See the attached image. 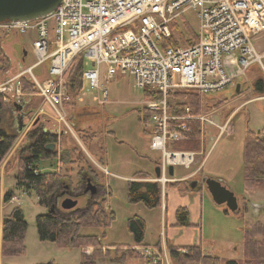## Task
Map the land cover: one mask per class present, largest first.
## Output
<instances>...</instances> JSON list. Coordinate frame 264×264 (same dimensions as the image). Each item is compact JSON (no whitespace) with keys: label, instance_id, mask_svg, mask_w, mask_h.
Returning <instances> with one entry per match:
<instances>
[{"label":"rangeland","instance_id":"rangeland-1","mask_svg":"<svg viewBox=\"0 0 264 264\" xmlns=\"http://www.w3.org/2000/svg\"><path fill=\"white\" fill-rule=\"evenodd\" d=\"M186 18L191 28L197 31L198 23L195 13L192 11L186 13ZM179 30L187 35L183 28ZM32 37V33H4L0 29V92L7 96L4 100L6 105L1 113V119L3 125L11 124L12 133L17 136L12 148L0 164V222L4 215L9 214L13 208L19 207L27 223L25 253L18 256H2L0 253V264H46L49 262L79 264L82 254L87 252V255H90L94 251L92 247L62 248L56 243L41 242L38 239L35 224L37 215L52 212L51 209L59 211L60 216H71L76 211L63 213L66 211L62 210L59 204L64 196L55 197V200L51 202L53 207L45 208L38 204L33 190L27 191L17 185L15 174L20 167L18 153L30 143L28 133L35 129L47 130L58 137L56 147L62 160L52 159V166L49 162H45L41 164L40 169L59 172L62 176L69 175L71 179H64L60 188L67 185L73 189L78 183L79 178L76 174L80 169L86 170L90 166L97 173L95 183L100 189L98 196L105 199L104 209H108L114 215L106 228L85 226L80 230L81 235L100 237L102 245L106 246L102 248L103 251L110 250L107 255L103 254L97 259V264H108L109 258L117 260L120 256L123 257L121 261L125 264H149L144 260L145 258H134L124 253L134 243L127 230V220L133 216H139L144 220L143 243L145 246L155 248L154 245L161 242V232L164 235V220L160 214V206L147 208L142 202H129L127 197L128 182L135 181L137 177L154 176V168L161 156L160 152L149 148L151 135L150 127L144 119L145 99L142 90L135 86L134 79L129 74L117 73L107 79L106 66L102 64L99 68L100 85L108 91L106 103L99 105L94 101L96 90L89 85L88 80L83 79L80 100H77L74 105H65L63 108L71 128V132L64 131V128L57 125L54 120L55 112L46 103L44 104L36 93L24 92L19 80L13 84L4 85L5 80L19 74L34 62L31 51ZM250 38L256 50L264 53V36L259 34L252 35ZM47 68L48 62L33 70L38 80H41ZM91 68V63L87 61L84 70L88 71ZM259 74L257 67L253 66L243 78L238 79L236 85H240L239 93H234V86L228 85L203 95L201 113L208 115L218 125L223 122L224 117L226 120L228 115L238 108L231 116L229 130L218 139L207 155L216 138L217 129L206 124L203 134L205 149L198 152L200 154L195 156V162L190 168L174 165L173 177L187 176L200 166L199 171L197 170L187 180L174 183L178 184L177 186L168 184L161 190L162 199L167 193L168 210L165 231L168 239L173 232V228L169 225L171 206L178 202L189 203L192 218L196 221L195 225L179 227L183 231L182 234L176 235L175 243L198 245L201 250L215 254L222 263L225 260H241L244 227L257 221L264 223V183L247 190L243 182V144L246 132L249 130L258 132L264 128V98H256L257 94L252 89L253 80H256ZM11 85L12 92L15 85L19 87L21 93L19 100H16V97V99L12 98L13 94L11 96L6 91ZM14 103L23 106L21 113L23 117L19 122L20 114L17 115L18 111L15 112L13 109ZM40 109L47 115H38L37 112ZM72 148L76 150L73 151ZM168 149H170L169 146ZM203 157H205L204 161ZM92 159L96 162L95 164ZM73 160L75 163L70 164ZM204 178H213L222 182L234 194L237 199L235 212L228 211L225 205L219 206L213 202L202 183ZM191 182L196 183L194 189L189 187ZM173 190H177L179 195L174 196ZM78 192H74L77 193L76 210L85 206L89 207L90 204H85V196ZM6 193L13 194L9 201L3 199ZM79 213L81 211L77 212ZM175 228L178 229L177 226ZM114 245L115 247H112ZM136 252L142 256L139 251ZM162 256L161 264H165L166 258L171 264L166 251L162 252Z\"/></svg>","mask_w":264,"mask_h":264},{"label":"built area","instance_id":"built-area-1","mask_svg":"<svg viewBox=\"0 0 264 264\" xmlns=\"http://www.w3.org/2000/svg\"><path fill=\"white\" fill-rule=\"evenodd\" d=\"M190 11L195 13L198 23L194 38L188 34L182 36L179 30L184 28L185 21L188 23L186 13ZM0 29L4 33L33 35L34 62L5 80L4 85L27 76L42 102L55 112L57 125L64 130L71 128L63 108L72 101L65 88V74L79 55L92 65L84 71L83 78L96 90L94 101L99 105H104L108 97L107 89L100 85L102 64L106 66L107 79L117 73L129 74L137 88L156 93L158 98L145 99L143 108L147 114L145 122L150 127L149 148L161 153L156 164L160 175L134 180L155 182L161 189L173 181L168 175L170 165L190 168L195 156L200 154L171 149L173 142L188 138V122H199L201 144L206 124L217 129L208 155L218 139L228 132L231 121L228 118L217 125L208 115L193 114L191 107L175 111L179 103L171 94L193 90L205 95L228 85L235 88L237 80L253 66L264 79V53L256 50L250 38L264 36V0H61L47 17L3 24ZM170 40L179 45L167 44ZM183 40L190 43L184 45ZM46 62L48 68L38 80L33 70ZM20 95L15 85L12 98L19 100ZM3 96L6 100L7 96ZM37 114L47 115L42 109ZM132 249L144 258H153L154 263H163V245L161 253L147 246ZM165 264H169L167 258Z\"/></svg>","mask_w":264,"mask_h":264},{"label":"trees","instance_id":"trees-1","mask_svg":"<svg viewBox=\"0 0 264 264\" xmlns=\"http://www.w3.org/2000/svg\"><path fill=\"white\" fill-rule=\"evenodd\" d=\"M177 26V25H176ZM178 27V26H177ZM181 29V28H180ZM184 32L194 38V30L185 21ZM180 34L183 36L184 33ZM190 40H183V44L187 45ZM167 44L178 46L179 44L173 40ZM7 60H5L6 62ZM86 59L83 55L76 57L68 71L65 74V88L71 96L72 101L65 104L66 106L74 105L80 96L83 87V73L86 66ZM257 78V77H256ZM19 83L23 86L24 92L36 93V89L30 84L27 76L19 77ZM253 91L257 96H264V79L262 76L253 80ZM144 99L158 98V95L149 92L147 89L142 91ZM235 95V94H234ZM203 95L193 90H177L171 94V98L175 99L179 104L175 109L183 107H191L193 114L198 115L202 112ZM4 96L0 92V164L4 157L12 148L16 135L12 133L11 124H2L1 113L5 108ZM146 113L144 119H146ZM190 132L185 141L173 142L171 149L178 151L198 152L201 147L200 124L197 121L188 122ZM30 143L18 153V162L20 167L15 174L17 185L27 191L33 190L37 197L38 204L45 208H52L51 202L55 200L59 192L60 184L64 179L70 178L62 176L59 172L40 169L41 164L51 162L52 159L59 157V150L56 147L58 137L55 134L44 132L41 129L31 130L28 133ZM55 144L53 151L45 149L47 145ZM73 151H75V148ZM244 153V175L243 182L247 190L259 187L264 183V130L259 132H246L243 144ZM75 160L70 161V164ZM52 166V164H50ZM87 174L94 180L97 178L95 170L89 166L86 170L80 169L77 177L80 179L82 175ZM67 175V174H66ZM67 181V180H66ZM69 181V180H68ZM72 192H78L82 183L77 181ZM179 183V182H178ZM62 185V184H61ZM71 187V186H70ZM80 193V192H78ZM12 193H6L3 197L4 201L12 198ZM127 197L129 202H142L147 208H155L161 205V186L155 182H136L129 181L127 185ZM105 199L98 197L93 200L87 209L79 214L73 212V215L60 216L59 211L51 209L52 212L40 214L36 216V232L39 241L56 243L62 248H85L92 247V254H82L79 264H97V259L102 255H107L110 250L103 251L101 239L95 235H81L80 230L85 226H96L106 228L113 220L114 215L108 209L103 207ZM75 211V210H74ZM66 211L63 213H69ZM61 213V212H60ZM71 213V212H70ZM64 215V214H61ZM1 243L0 253L2 256H18L25 253V234L27 223L24 214L19 207L13 208L9 214L4 215L1 219ZM175 226L184 228L191 226L189 222V211L186 207H178L175 211ZM127 230L132 236L133 245L138 247H146L143 243L145 233V223L139 216H133L127 220ZM167 255L171 264H221V259L213 255L203 254L200 246L192 245L184 248L172 247L164 243ZM115 247V246H112ZM127 247V246H126ZM243 256L241 260H225L222 264H264V223L259 221L251 223L244 227L243 231ZM155 248L161 253L162 243L159 242ZM118 251V250H114ZM123 251V250H122ZM125 255L134 258H144L138 253L128 248L124 251ZM122 256L117 260L108 259V264H125ZM149 264H161L159 261L154 263L153 258L144 259ZM46 264H55L49 262Z\"/></svg>","mask_w":264,"mask_h":264},{"label":"water","instance_id":"water-1","mask_svg":"<svg viewBox=\"0 0 264 264\" xmlns=\"http://www.w3.org/2000/svg\"><path fill=\"white\" fill-rule=\"evenodd\" d=\"M60 1L61 0H0V25L16 22H30L47 17L55 11ZM239 87L240 85L237 84L235 88L236 93H239ZM18 130L20 131L21 128H18ZM45 149L53 151L55 149V144L47 145ZM173 174V166L170 165L168 167V175L172 177ZM154 175L156 177L160 175L158 166L154 168ZM202 183L205 185L216 205H225L230 212H235L237 210L236 197L222 182L213 178H204L202 179ZM195 186V182H191L189 185L191 189H194ZM88 190L90 191L89 197L91 198L96 194L97 187L89 181L83 193H87ZM59 205L64 211H74L77 209V199H73L70 195H65V197L61 199Z\"/></svg>","mask_w":264,"mask_h":264},{"label":"crops","instance_id":"crops-1","mask_svg":"<svg viewBox=\"0 0 264 264\" xmlns=\"http://www.w3.org/2000/svg\"><path fill=\"white\" fill-rule=\"evenodd\" d=\"M11 89H13V87H12V85L10 86V88L8 87L7 89H6V91L12 96V94H13V92L11 91ZM11 92V93H10ZM23 100H24V98H23ZM249 101V100H248ZM246 102V101H245ZM243 104V103H242ZM242 104H240V106L242 105ZM240 106H238V107H240ZM13 109L15 110V112H16V110L18 111V112H16L17 113V115L18 114H20V116H19V118H18V122H19V120H21V118L23 117V115L21 114L22 113V110H23V106L22 105H20V104H18V103H14L13 104ZM238 108H236L234 111H232L229 115H228V118H232L231 116H233V114L235 113V111L237 110ZM232 114V115H231ZM227 118V119H228ZM213 120V119H212ZM214 121V120H213ZM225 121V117H224V120H223V122ZM222 122V123H223ZM222 123H220V124H222ZM215 124H217L218 125V123H216V121H215ZM20 128V127H19ZM262 130H264V128H262ZM44 132L45 131H47V130H43ZM259 131H261V130H258V132ZM71 132V131H70ZM205 147H206V144L204 143L203 144V146H202V148L201 149H205ZM67 149V148H66ZM198 152H200V151H198ZM197 152V153H198ZM92 162L95 164L96 162L92 159ZM50 164H52V162H49ZM53 165V164H52ZM59 165V164H58ZM193 173H195V172H192V173H190V174H188L187 176H183V177H176V178H173L172 180V183H169V184H171V185H173V186H177L178 184H174V183H180L181 181H183V180H187L186 178L189 176V175H192ZM144 177H146V178H150V177H152V176H144ZM128 180V179H127ZM168 185V184H167ZM173 195L174 196H176V195H179V192L176 190H173ZM178 207H186V208H188L189 209V222H190V224H191V226H193V224L195 225V219H193L192 218V211H191V204H189V203H183V202H181V203H175V204H173L172 206H171V209H170V222H169V225L173 228V232L170 234V238L168 239V237H167V232L165 231V226H166V219H167V210H168V205H167V193H165V196H164V198L162 199V197H161V205H160V214H161V216H162V219L164 220V235L162 234V232H161V243L163 244V246H164V242H167L169 245H171L172 247H177V248H184V247H187V246H192V245H195V244H188V245H177L176 243H175V239L177 240V237H176V235H179V234H182V231H183V229H179V227H178V229L177 228H175V211H176V209L178 208ZM195 210V209H194ZM173 242V243H170V242ZM159 243V242H158ZM157 243V244H158ZM145 245V244H144ZM107 246H109V245H107ZM115 246V245H114ZM126 246V245H125ZM155 246V245H154ZM104 247H106V246H104ZM135 247H138V246H134V245H130L128 248H130V249H132V248H135ZM147 247H149V246H147ZM202 252H203V254H205V255H213V256H216L215 254H211V253H208V252H206L205 250H202ZM85 254H88L87 252L85 253ZM102 264H105V263H102Z\"/></svg>","mask_w":264,"mask_h":264},{"label":"flooded vegetation","instance_id":"flooded-vegetation-1","mask_svg":"<svg viewBox=\"0 0 264 264\" xmlns=\"http://www.w3.org/2000/svg\"><path fill=\"white\" fill-rule=\"evenodd\" d=\"M89 181L93 185H95L97 187L96 194L93 197H91V198L89 197V192H90L89 190H88L87 193H85V194L83 193L84 190L87 188ZM79 182L82 183V186H81V189H80V194L85 196V198H86L85 204L86 205L87 204H91V202L93 200H95L97 197H99L98 194H99V190L100 189H99L98 185L95 183V180L92 177H90L89 175H87V174L82 175L81 178L79 179ZM72 190L73 189L70 186L63 185V186H61L60 191L57 194V197L59 198V197H63V196L65 197V195H70V196H73L76 199L77 198L76 197L77 193L75 194L74 192H72ZM86 209H87V207L85 206V208H82V209H79V210H75V211H76V213L79 212V211H81V212L83 211L84 212Z\"/></svg>","mask_w":264,"mask_h":264},{"label":"bare ground","instance_id":"bare-ground-1","mask_svg":"<svg viewBox=\"0 0 264 264\" xmlns=\"http://www.w3.org/2000/svg\"><path fill=\"white\" fill-rule=\"evenodd\" d=\"M65 131H69L70 132L71 130H65Z\"/></svg>","mask_w":264,"mask_h":264}]
</instances>
